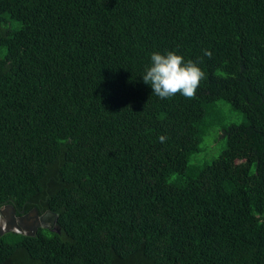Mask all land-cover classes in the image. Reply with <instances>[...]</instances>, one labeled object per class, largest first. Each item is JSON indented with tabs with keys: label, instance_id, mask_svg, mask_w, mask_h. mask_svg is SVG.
<instances>
[{
	"label": "trees",
	"instance_id": "1",
	"mask_svg": "<svg viewBox=\"0 0 264 264\" xmlns=\"http://www.w3.org/2000/svg\"><path fill=\"white\" fill-rule=\"evenodd\" d=\"M155 51L193 96L151 94ZM6 205L60 232L0 264H264V0H0Z\"/></svg>",
	"mask_w": 264,
	"mask_h": 264
},
{
	"label": "clouds",
	"instance_id": "2",
	"mask_svg": "<svg viewBox=\"0 0 264 264\" xmlns=\"http://www.w3.org/2000/svg\"><path fill=\"white\" fill-rule=\"evenodd\" d=\"M203 77L204 72L194 61L186 60L175 51H155L150 54L141 79L150 87L152 95L165 99L177 93L193 96ZM158 139L163 143L166 138L160 136Z\"/></svg>",
	"mask_w": 264,
	"mask_h": 264
},
{
	"label": "water",
	"instance_id": "3",
	"mask_svg": "<svg viewBox=\"0 0 264 264\" xmlns=\"http://www.w3.org/2000/svg\"><path fill=\"white\" fill-rule=\"evenodd\" d=\"M57 221L58 215L52 211L40 214L38 209L34 208L28 213L17 216L15 208L6 205L0 208V236L9 232L34 236L39 228L60 232Z\"/></svg>",
	"mask_w": 264,
	"mask_h": 264
},
{
	"label": "rangeland",
	"instance_id": "4",
	"mask_svg": "<svg viewBox=\"0 0 264 264\" xmlns=\"http://www.w3.org/2000/svg\"><path fill=\"white\" fill-rule=\"evenodd\" d=\"M237 118L238 117H235L234 119H237ZM221 148H222V145L221 144H218V145L213 146L212 147L213 150L211 151L212 156H217L219 154Z\"/></svg>",
	"mask_w": 264,
	"mask_h": 264
},
{
	"label": "flooded vegetation",
	"instance_id": "5",
	"mask_svg": "<svg viewBox=\"0 0 264 264\" xmlns=\"http://www.w3.org/2000/svg\"><path fill=\"white\" fill-rule=\"evenodd\" d=\"M17 216H19V215H17Z\"/></svg>",
	"mask_w": 264,
	"mask_h": 264
}]
</instances>
